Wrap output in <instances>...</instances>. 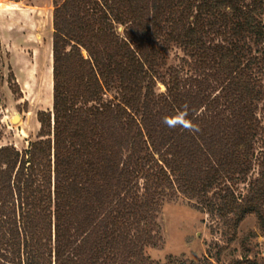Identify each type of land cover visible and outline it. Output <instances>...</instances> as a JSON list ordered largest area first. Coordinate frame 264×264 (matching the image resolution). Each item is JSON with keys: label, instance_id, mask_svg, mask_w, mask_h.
Returning <instances> with one entry per match:
<instances>
[{"label": "trees", "instance_id": "trees-1", "mask_svg": "<svg viewBox=\"0 0 264 264\" xmlns=\"http://www.w3.org/2000/svg\"><path fill=\"white\" fill-rule=\"evenodd\" d=\"M263 16L264 0L56 4L53 110L29 148L0 146V264H161L146 251L179 197L225 238L264 221ZM185 109L198 133L163 123ZM216 245L172 264H215Z\"/></svg>", "mask_w": 264, "mask_h": 264}, {"label": "rangeland", "instance_id": "rangeland-1", "mask_svg": "<svg viewBox=\"0 0 264 264\" xmlns=\"http://www.w3.org/2000/svg\"><path fill=\"white\" fill-rule=\"evenodd\" d=\"M63 1L0 0V68L4 76L0 85V146L13 145L20 151L29 148L39 138V113L53 110L54 10ZM181 55L180 49H174L169 64L177 65ZM161 89L165 87L161 85ZM18 115L20 119L14 121ZM259 116L264 123V101ZM258 172L256 163L254 176ZM247 183L241 185L244 192ZM261 215L264 217V208ZM260 218L249 213L236 236L225 238L212 230L217 223L208 214L179 197L164 206L162 238L146 253L151 261L161 264L190 263L204 258L210 245L214 253L220 251L216 244H221L224 250L215 255V264H264V221Z\"/></svg>", "mask_w": 264, "mask_h": 264}, {"label": "clouds", "instance_id": "clouds-1", "mask_svg": "<svg viewBox=\"0 0 264 264\" xmlns=\"http://www.w3.org/2000/svg\"><path fill=\"white\" fill-rule=\"evenodd\" d=\"M188 116V110L185 109L183 111L178 112L174 116H165L163 118V123L172 129L175 128H183L184 130L190 132V133H198L200 131V128L197 124H195L192 120L187 118Z\"/></svg>", "mask_w": 264, "mask_h": 264}, {"label": "bare ground", "instance_id": "bare-ground-1", "mask_svg": "<svg viewBox=\"0 0 264 264\" xmlns=\"http://www.w3.org/2000/svg\"><path fill=\"white\" fill-rule=\"evenodd\" d=\"M19 119H20L19 115L17 117H15V121H18Z\"/></svg>", "mask_w": 264, "mask_h": 264}, {"label": "water", "instance_id": "water-1", "mask_svg": "<svg viewBox=\"0 0 264 264\" xmlns=\"http://www.w3.org/2000/svg\"><path fill=\"white\" fill-rule=\"evenodd\" d=\"M17 117V116H16ZM14 121H15V118H14Z\"/></svg>", "mask_w": 264, "mask_h": 264}]
</instances>
